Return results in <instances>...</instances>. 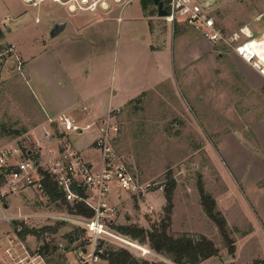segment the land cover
<instances>
[{
	"label": "rangeland",
	"instance_id": "obj_1",
	"mask_svg": "<svg viewBox=\"0 0 264 264\" xmlns=\"http://www.w3.org/2000/svg\"><path fill=\"white\" fill-rule=\"evenodd\" d=\"M141 1L119 16L118 9L71 14L49 1L33 7L22 0H0V156L17 148L23 157L16 156L9 164L25 161L29 152L35 166L44 163L52 145L63 139L61 129L52 124V138L45 141L40 128L49 117L55 118L72 103H107L111 98L114 107H122L156 83L120 109L121 130L114 141L117 160L146 189L134 195L115 187L113 192L120 193L122 201L113 196L118 210L106 224L110 229L138 225L148 230L160 225L165 217V190L174 184L170 235L212 240L219 258L205 264H264V196L249 191V183L264 174V164L251 147L260 148L251 126L264 121V80L234 53L211 46L187 25L173 29L163 18H156L153 4L145 8L143 3V8ZM150 7L149 14L155 18L147 13ZM207 12L227 33L249 27L257 34L264 26V0H222ZM55 22L67 26L51 38ZM174 33L176 39L185 37L182 46L179 39L172 43ZM167 42L171 48L159 59L152 48ZM183 48L203 56L194 60L193 55L190 65L182 69L178 63ZM169 62L174 80L159 84L163 75L158 67ZM234 132L243 134L244 147L239 148L235 138L217 145L220 137ZM90 136L72 133L65 142L75 144ZM40 141L45 154L38 151ZM262 143L263 147L264 137ZM91 149L83 157L90 158L99 171L100 154ZM46 168H38V179ZM234 176L243 180L244 192ZM9 184L6 168H0V264H81L83 252L90 249L89 234L73 223L76 215L70 214V201L52 202L36 187L12 193ZM201 185L226 220L235 244L233 255L205 212ZM259 186L264 187V180ZM151 205L154 211L147 213ZM25 227L36 234L21 238L18 233ZM44 228L49 230L41 231ZM180 228L190 233H181ZM131 243L137 249H150L148 244ZM102 245L121 248L101 241L100 255ZM133 254L150 264L171 262L156 253ZM96 264L108 263L100 257Z\"/></svg>",
	"mask_w": 264,
	"mask_h": 264
},
{
	"label": "built area",
	"instance_id": "obj_2",
	"mask_svg": "<svg viewBox=\"0 0 264 264\" xmlns=\"http://www.w3.org/2000/svg\"><path fill=\"white\" fill-rule=\"evenodd\" d=\"M22 1L33 7L49 1L65 7L71 14H97L108 13L113 9H118L120 13H123L128 7L141 0ZM164 9L167 11V16L163 18L166 22L175 25L177 21H184L187 26L200 33L210 43L237 55L264 80V26L257 34H254L249 27H242L237 31L227 33L208 14L207 10L210 8L202 0H167L164 3ZM120 112V109H111L104 117L94 118L84 123L74 121L67 115L61 116L57 121H51L61 129L63 139L56 141V149L50 152L48 159L44 162L46 164L39 161L35 166L36 161L31 159L32 152L28 153L25 161L9 164L12 158L21 157V155L23 157V152L17 148L3 152L0 156V168H6L12 193L30 187L43 190L42 175L38 179L37 170L47 165L48 168L43 172L51 176L65 198L70 201L71 207L83 203L93 211L92 218L74 216L76 219L72 220L89 234L90 249L83 252L81 264L99 262L101 241L113 242L132 253L138 251L133 243L126 241L127 237L118 234L106 224L107 220H112V215H115L118 210V206L113 202V195H117L120 199L118 196L120 193L113 192L115 187L134 195L146 189L140 187L136 177L117 160L114 141L121 130L117 123V116ZM72 133L78 135L88 133L93 137L92 146L101 157L99 171H95L91 164L84 161L71 142H65L68 135ZM46 136L49 139L52 138L49 133H46ZM78 191H82L83 195ZM5 195L3 193V196ZM153 211L154 208L149 207L146 212L153 213Z\"/></svg>",
	"mask_w": 264,
	"mask_h": 264
},
{
	"label": "trees",
	"instance_id": "obj_3",
	"mask_svg": "<svg viewBox=\"0 0 264 264\" xmlns=\"http://www.w3.org/2000/svg\"><path fill=\"white\" fill-rule=\"evenodd\" d=\"M141 2L142 4L145 3V8L146 5L153 4L152 0H142ZM40 174L42 175V188L48 198L52 202H57L62 199L66 203L67 201L65 200L64 194L59 190L51 176L43 171L40 172ZM173 185L174 184L170 185L165 190V217L161 221L160 225L149 230L138 225H119L112 227V229H114V231L118 234L130 239V241L132 240V242L136 244H138L137 242L143 245L148 244L151 251L166 257L174 264H201L206 260L218 257L220 253L218 248L212 240L205 236H191L183 234L179 237H174L170 235L169 228L172 222V213L174 209ZM200 190L202 192L203 206L207 216L217 225L226 243L228 244L229 253L233 255L235 253V244L227 233V223L225 218L221 215V213L215 210L214 200L210 196L203 193L202 185L200 186ZM78 192L83 195L82 191ZM68 206L70 214L72 215L84 218L93 217V211L83 203L77 204L74 207H71L70 205ZM45 230L47 231L49 229L44 228L41 231ZM30 234L35 235L36 231L33 232V230L25 227L24 231L18 233V235L23 239L25 236ZM142 247L147 248L146 246ZM102 248H104V251L100 256L102 260L106 261L108 264H150L147 260L137 258L127 249L104 247L103 245Z\"/></svg>",
	"mask_w": 264,
	"mask_h": 264
},
{
	"label": "crops",
	"instance_id": "obj_4",
	"mask_svg": "<svg viewBox=\"0 0 264 264\" xmlns=\"http://www.w3.org/2000/svg\"><path fill=\"white\" fill-rule=\"evenodd\" d=\"M142 6H143V4H142ZM143 8H144V6H143ZM152 8L153 7H150V9L147 10V13H148V15L151 18H155V16H151L149 14L153 10ZM155 10H156V8H155ZM156 12H157V10H156ZM122 14L123 13H120V11H119V16H121ZM156 18L159 19L157 13H156ZM160 19H162V18H160ZM163 21L165 22V24H171V23L166 22L164 19H163ZM180 24L186 26L185 22L184 21H181V20L180 21H177L175 25L174 24H171V25H172V28L174 29V26H177V25H180ZM184 38H185L184 36H182V37L179 36L177 38V39H179V45L180 46H182V44L185 43ZM177 39H176V35L174 33V38L172 39V43H173V41H176ZM210 44L213 47L222 48V47H219V46H215L212 43H210ZM170 48H171V46H169V42L163 43L161 46H158L157 48H152V53L154 55H159V59H161L162 58L161 53H164L163 51H165L166 49H168V51H167V54H168ZM194 49H196V48H194ZM193 55L197 56L194 60H198V59L201 58V56H203V53L202 52H199V51L197 52V50H196V52H194V51L188 52L187 50H185V48H183L182 51H181V53H180V62L178 63V64H180V68H182V69L187 68L190 65V62H191L190 59H191V57ZM158 70H159V74L163 75V76L160 75L161 77H163V79H161V81H160L159 84H161L163 82H169V81L170 82H173V80H174V67H173V64H171L169 62L168 65H167V67H164V68L158 67ZM156 85H158V84L154 83L147 90L140 91L135 98H137L138 96H140L144 92L149 91L151 88L155 87ZM135 98H132L131 100H129L128 102H126L122 107H114L113 99H111V98H110V100L107 103L104 102V101H101V100H98L97 102H94V103L93 102L80 103V104H74V103H72V104H70L68 106V108L66 109V111L61 112L55 118H50L49 117L47 119V121H45L46 123L44 122L45 124L43 123L41 125V128L40 129L43 130L42 131L43 132L42 134L45 135L44 136L45 137V141H48L49 138H47L46 133H49V134L51 133V132H49V128L52 127L51 121H54L55 119L58 120L63 115L70 116L73 120H76L77 122H80V123H84V122H86L88 120L90 121L91 119H94L96 116H102V117H104L109 112V110H111V109H122L125 105H127L130 101H132ZM84 109H87V111H84ZM251 129L254 132V134L256 135L257 141L260 144V146H259L260 148H258L256 145H255L256 147L255 146H252V145H251V147L253 148V150L255 151V153H258L259 154V156H258L259 159L258 160L261 161L264 164V158H263L262 152H261V150H264V146L262 147V145H263L262 139L264 137V121L263 122H260L259 124H256V125L251 126ZM78 136L81 137V136H83V134L82 135H78ZM233 138H235L234 139V143H236L239 146V148L240 147H244V141H245L244 140V136L240 132L229 133V134H226L223 137H220V139L218 140V144L217 145L218 146L219 145H223V143H224L225 140H227V139L233 140ZM92 140H93V137L90 136L86 140H84L82 138V139H80V140L77 141L78 143L75 142V144H73V143H71V144H72L73 148L76 150V152H78L81 155V157L84 159L83 156H86L88 154L87 152H90L92 150L91 149L93 147L92 144H91L92 143ZM41 142H42V144H41ZM43 143H44L43 141H40V145H42V146L39 148L38 151H40L41 153L45 154L46 151H44V149H43L44 148ZM52 144H54V143H52ZM52 146H53V148L52 149H49V151H48V153H49L48 156L50 155V152L52 150H55L56 149V144L55 145H52ZM93 149H95V148L93 147ZM48 156H47V158H48ZM221 158H222V156H221ZM222 160H223V158H222ZM85 161L88 162L89 164H91L93 166V169H94V163H93V161L90 158L87 159V160H85ZM234 178L236 179V182L242 187V189H243L242 192H244L245 184H244L243 180L240 177L237 178L236 176H234ZM263 180H264V174L260 178H257L256 180H254L253 183H249V184H251V186L249 187V191H251V193H254V194L258 195V196H264V187H260L259 186V183L261 181H263ZM113 196H115V194ZM118 196H120V199L117 198V195L115 196V198L119 202H121L122 201V195L121 194H118ZM151 206L153 207V205H151ZM181 229L182 228L179 229L180 230L179 232H181V233H190V232H187V231H181ZM146 249H148V248H146ZM153 255H155V254H153ZM211 259L206 260V261H204L201 264H205V263L209 262ZM156 262L157 261H153L154 264H158ZM163 264H174V263H171V262L168 263L167 262V263H163ZM229 264H232V263H229Z\"/></svg>",
	"mask_w": 264,
	"mask_h": 264
},
{
	"label": "water",
	"instance_id": "obj_5",
	"mask_svg": "<svg viewBox=\"0 0 264 264\" xmlns=\"http://www.w3.org/2000/svg\"><path fill=\"white\" fill-rule=\"evenodd\" d=\"M153 5L157 8V15L159 18H164L167 16V11L164 9V3L167 0H152ZM206 2V6L208 8H212L218 2L222 0H202ZM67 23L66 22H55L53 25V29L51 31V38H55L61 33H63L66 29Z\"/></svg>",
	"mask_w": 264,
	"mask_h": 264
},
{
	"label": "bare ground",
	"instance_id": "obj_6",
	"mask_svg": "<svg viewBox=\"0 0 264 264\" xmlns=\"http://www.w3.org/2000/svg\"><path fill=\"white\" fill-rule=\"evenodd\" d=\"M126 241L127 242H132V241H130V239H126ZM137 249V248H136ZM138 251H140L141 253H142V255L144 256V257H149V256H154L153 254H155L153 251H151L150 249L148 250H145V249H143V248H141L140 247V249H137ZM146 252H148V253H146ZM156 255V254H155Z\"/></svg>",
	"mask_w": 264,
	"mask_h": 264
}]
</instances>
